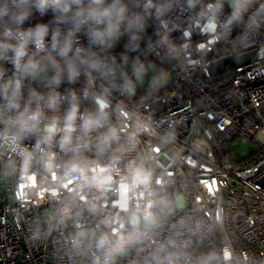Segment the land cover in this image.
Segmentation results:
<instances>
[{
	"label": "built area",
	"instance_id": "obj_1",
	"mask_svg": "<svg viewBox=\"0 0 264 264\" xmlns=\"http://www.w3.org/2000/svg\"><path fill=\"white\" fill-rule=\"evenodd\" d=\"M0 186V264H264V0H0Z\"/></svg>",
	"mask_w": 264,
	"mask_h": 264
},
{
	"label": "rangeland",
	"instance_id": "obj_2",
	"mask_svg": "<svg viewBox=\"0 0 264 264\" xmlns=\"http://www.w3.org/2000/svg\"><path fill=\"white\" fill-rule=\"evenodd\" d=\"M159 74V68L156 66H150L144 71L134 75L133 80L130 82L138 91H147L155 83ZM167 78L165 76L158 77V82L164 83ZM255 146L253 142H241L239 139L232 141L229 144L230 158L233 161H239L242 157L250 156ZM3 191L0 186V196Z\"/></svg>",
	"mask_w": 264,
	"mask_h": 264
},
{
	"label": "water",
	"instance_id": "obj_3",
	"mask_svg": "<svg viewBox=\"0 0 264 264\" xmlns=\"http://www.w3.org/2000/svg\"><path fill=\"white\" fill-rule=\"evenodd\" d=\"M175 35L179 40L182 39L179 31H174ZM257 58V52H249L238 55L233 53L227 57L215 60L210 65L211 73L215 74L221 71H225L231 68H235L238 65L249 63Z\"/></svg>",
	"mask_w": 264,
	"mask_h": 264
},
{
	"label": "trees",
	"instance_id": "obj_4",
	"mask_svg": "<svg viewBox=\"0 0 264 264\" xmlns=\"http://www.w3.org/2000/svg\"><path fill=\"white\" fill-rule=\"evenodd\" d=\"M230 1L235 2L237 0H229V2ZM111 29H115L114 35L110 34ZM104 35L112 55H117V52L124 50V46L122 44L123 27L119 18H114L107 21L106 27L104 28Z\"/></svg>",
	"mask_w": 264,
	"mask_h": 264
}]
</instances>
